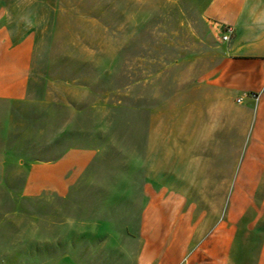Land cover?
Masks as SVG:
<instances>
[{"label": "rangeland", "instance_id": "1", "mask_svg": "<svg viewBox=\"0 0 264 264\" xmlns=\"http://www.w3.org/2000/svg\"><path fill=\"white\" fill-rule=\"evenodd\" d=\"M208 1L42 3L9 167L90 160L65 196L0 195V264L262 262L264 177L242 174L259 151L238 97L211 82L225 45Z\"/></svg>", "mask_w": 264, "mask_h": 264}, {"label": "crops", "instance_id": "2", "mask_svg": "<svg viewBox=\"0 0 264 264\" xmlns=\"http://www.w3.org/2000/svg\"><path fill=\"white\" fill-rule=\"evenodd\" d=\"M58 1L0 0V195L3 196L6 189L22 197L65 196L90 160L88 151L67 150L54 160L28 162L27 157L17 160V169L9 167L11 159L8 156L17 147L12 129L17 121L15 113L28 97L36 35L42 32L31 19L43 16L42 3ZM205 16L216 37L222 27L233 28L230 40L221 42L225 45V57L211 72V82L225 97H242V111L250 116L251 122L247 143L251 151L253 147L259 151L245 160L255 164V168L244 169L242 174L250 178L264 177V0H209ZM255 94L259 95L257 102L252 97ZM217 112L223 114L225 111L218 105ZM228 123L227 118V126ZM33 151L36 155L42 154L39 148ZM11 178L15 182L9 181ZM15 178H21L19 186L14 185ZM39 238L44 240L42 235ZM49 239L52 241L53 235ZM205 240L204 237L200 239V245ZM261 252L260 264H264V247ZM147 253L140 264L149 263L150 250ZM174 262V258L168 256L162 259V264Z\"/></svg>", "mask_w": 264, "mask_h": 264}, {"label": "built area", "instance_id": "3", "mask_svg": "<svg viewBox=\"0 0 264 264\" xmlns=\"http://www.w3.org/2000/svg\"><path fill=\"white\" fill-rule=\"evenodd\" d=\"M232 34H233V28L231 26L226 25V26L222 27L221 32L219 34V41L220 42H228L230 40ZM252 97L255 100V102H257L259 99L258 94L252 95ZM242 100H243L242 97L238 98L237 102L241 103Z\"/></svg>", "mask_w": 264, "mask_h": 264}]
</instances>
